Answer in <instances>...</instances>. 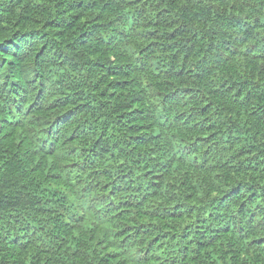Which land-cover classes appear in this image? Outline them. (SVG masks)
Instances as JSON below:
<instances>
[{"label":"trees","instance_id":"trees-1","mask_svg":"<svg viewBox=\"0 0 264 264\" xmlns=\"http://www.w3.org/2000/svg\"><path fill=\"white\" fill-rule=\"evenodd\" d=\"M0 264H264V0H0Z\"/></svg>","mask_w":264,"mask_h":264}]
</instances>
